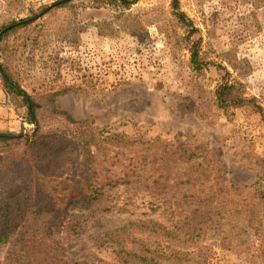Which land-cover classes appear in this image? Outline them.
Listing matches in <instances>:
<instances>
[{
	"label": "rangeland",
	"instance_id": "obj_1",
	"mask_svg": "<svg viewBox=\"0 0 264 264\" xmlns=\"http://www.w3.org/2000/svg\"><path fill=\"white\" fill-rule=\"evenodd\" d=\"M56 1L0 0V31L30 16L31 7ZM175 2L184 21L175 13ZM76 18L84 29L77 43H60L53 65L21 75L29 95L69 89L56 98V107L76 120L89 119L100 128L114 125L126 133L164 140L191 133L209 144L231 180L245 184L262 176L264 0H137L128 8L77 0L50 15L42 42L46 38L48 44H55L58 35L74 36ZM18 40L12 36L9 46L15 49ZM6 60L0 53V63ZM228 80L241 83L262 110L249 104L221 109L216 91ZM26 115L22 99L7 95L0 73V131L33 135L36 125L28 123ZM129 218V214L110 213L79 229L76 217L69 218L60 236L67 259L72 264H112L114 256L99 249L95 239ZM32 234L20 231L0 246V264H25ZM251 238L246 231L236 236L213 232L206 241L208 250L207 244L204 250H182L181 262L251 264V255L259 247ZM221 242L224 247L218 246Z\"/></svg>",
	"mask_w": 264,
	"mask_h": 264
},
{
	"label": "trees",
	"instance_id": "obj_2",
	"mask_svg": "<svg viewBox=\"0 0 264 264\" xmlns=\"http://www.w3.org/2000/svg\"><path fill=\"white\" fill-rule=\"evenodd\" d=\"M76 1L31 7L30 16L0 31V53L7 58L0 63L5 91L22 99L27 122L36 125L31 136L0 131V246L26 230L33 233V243L25 264H72L60 240L66 221L75 216L79 229L99 216L119 213L130 218L95 239L99 249L114 256L112 264H182V250H202L204 244L208 250V236L217 231L250 232L259 242L250 262L264 264V159L258 180L235 182L209 144L191 133L164 140L114 125L100 128L56 107V98L69 89L37 97L23 89L22 74L53 65L60 43H77L84 30L77 18L74 36L42 42L50 15ZM96 1L128 8L137 0ZM174 9L184 21L176 2ZM12 36L19 43L15 49L9 46ZM257 102L239 82L224 81L216 91V103L226 111L246 104L262 110Z\"/></svg>",
	"mask_w": 264,
	"mask_h": 264
}]
</instances>
